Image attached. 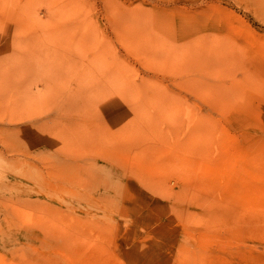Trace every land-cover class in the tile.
I'll return each mask as SVG.
<instances>
[{
	"label": "rangeland",
	"instance_id": "1",
	"mask_svg": "<svg viewBox=\"0 0 264 264\" xmlns=\"http://www.w3.org/2000/svg\"><path fill=\"white\" fill-rule=\"evenodd\" d=\"M0 264H264V0H0Z\"/></svg>",
	"mask_w": 264,
	"mask_h": 264
}]
</instances>
